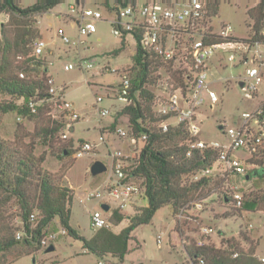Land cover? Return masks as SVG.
Wrapping results in <instances>:
<instances>
[{
  "label": "rangeland",
  "instance_id": "1",
  "mask_svg": "<svg viewBox=\"0 0 264 264\" xmlns=\"http://www.w3.org/2000/svg\"><path fill=\"white\" fill-rule=\"evenodd\" d=\"M16 1L21 6H29L36 0ZM261 5L264 6V0H219L215 16L203 27L206 26L212 33L220 35L225 25H231L230 36L250 41L255 35V30L254 18L249 13L251 10L257 12ZM68 13L69 5L66 2L61 3L49 12L37 15L35 25L40 29L38 37L45 39L48 44L41 57L48 66L47 76L54 79L57 92L73 102L80 114L79 120L68 132L71 139L62 138L63 129L52 138L43 134V128L50 118L60 124L69 120L64 114L60 116L58 111L55 112L57 118L54 117L50 106L33 118L23 117L15 111L7 113L0 111V139L10 142L19 152V158L35 163L42 174L52 176L55 183L57 182L56 185L71 189L70 193L73 195L71 225L83 236L91 238L97 231L91 226V213L101 208L102 203L98 197L90 198L89 193L97 188L102 189V185L109 182L108 179L113 175L110 157L113 152L121 150L130 156L129 159L135 154L133 139L116 134L117 127L129 130V115L121 113L126 102L117 98V92L118 85L122 82L121 75L127 72L135 76L138 68L133 60L134 41L129 38L125 44L121 43V37L112 31L110 16L107 13L103 20L97 22L98 29L90 36L79 35L78 27ZM10 16L7 11L0 13V22L9 21ZM61 33L72 40L82 39V43L67 44ZM120 47L121 51L115 56V50ZM259 50L264 60V44L260 45ZM231 54L235 55L234 60L230 59ZM256 54L255 49L235 50L223 45L215 50L208 64V73L211 87L217 92L219 101L212 105V102L205 98L198 116L201 120L198 122L201 129L199 138L227 142L225 128H241L244 121L243 113H254L264 105V79L257 94L251 98L245 97L241 85L247 69L255 65L253 59ZM245 56L248 60L243 62ZM82 59L93 60L94 66L89 69L78 66L71 70L64 68L65 64L77 65ZM180 62L181 60L174 61L173 70L180 69ZM262 70L264 73V65ZM157 71L160 72L151 73V82L147 87L154 90L156 95L167 96L165 92L167 80L179 77L181 73L173 72L171 75L160 68ZM28 74L31 77L41 75L37 74V70L29 71ZM100 96L103 98L102 101H98ZM5 101L20 103L21 99L0 93V103ZM101 107L108 109L109 113L101 115L99 112ZM169 121L176 122L177 118H171ZM250 125L256 130L257 125L253 120L250 121ZM81 140L94 144V148L89 154L75 158L69 143L72 141V145L74 143L77 146ZM64 146H67L70 152L63 153ZM233 156L246 162L247 172L258 167L252 164L253 160L264 166V149H260V153L253 158L250 150L246 148L234 150ZM96 160L104 161L108 169L93 176L90 169ZM218 168L208 177V182L198 185L193 197L178 209L167 205L157 211L151 223L135 229L133 239L130 241L131 250L123 261L110 254L98 257L88 252L80 240L72 238L66 232L54 243L56 246L54 251L46 252L47 247L40 246L32 255L18 258L21 250L12 247L1 252L3 254H0V264H94L98 261L104 264H193L192 261L195 260L190 250L197 247L226 249L228 239L232 241L235 239L245 251H250L251 247L255 246V254L264 256L262 204L255 210H244L243 206H236L232 196L235 191H239L243 195V204L246 200L259 199L264 193V177L249 176L248 179V176L229 177L224 173L223 165ZM198 173L199 170L183 174L182 185L190 186L199 181L201 178L198 177ZM32 192L35 193V190ZM9 195V192L0 190V235L7 234L11 227L15 232L22 228V204L18 197L9 198ZM134 200L132 207L124 211L126 218L122 223L114 225L110 220L109 227L113 231H121L130 223V216H134L148 205L147 196H139ZM199 203L202 204L201 207L197 205ZM105 215L110 217L107 212ZM56 221L55 224L46 227V232H57L59 228H64L60 226L57 229L56 225L60 223ZM32 223L37 225L38 220ZM204 227L213 229L210 235L203 233ZM219 230L222 231L220 235L217 233ZM160 236L161 244L158 242ZM199 241H206V244L200 246ZM29 249L31 248L27 247V250Z\"/></svg>",
  "mask_w": 264,
  "mask_h": 264
},
{
  "label": "trees",
  "instance_id": "2",
  "mask_svg": "<svg viewBox=\"0 0 264 264\" xmlns=\"http://www.w3.org/2000/svg\"><path fill=\"white\" fill-rule=\"evenodd\" d=\"M70 1L36 0L29 6H21L16 0H0V13L7 11L11 15L9 21L0 22V93L21 99L20 103L18 101L1 102V112L15 111L23 117L33 118L49 106L51 110V99L55 95L50 93L49 79L51 77L47 76L48 66L43 59L32 55L34 42L40 35V29L35 25V17L49 12L61 3ZM116 1L125 5L122 0ZM109 2H107L109 10H116L115 7L110 6ZM218 4L219 0H209L207 14L209 18L215 16ZM249 15L254 18L253 28L255 30V35L251 40L264 43V6L261 5V9L257 12L251 10ZM207 22L208 20L204 19L199 26L206 42L225 43L230 40H239L235 37L226 40L212 33L209 28L203 27ZM129 38L135 44L133 60L138 71L135 76L127 72L122 74L130 78L128 96L131 101L126 103L121 113L129 115V134L130 137L136 139L133 163L129 168L130 173L134 178L142 181L148 205L141 208L134 216L129 215L130 223L119 232L109 227L110 220L114 225H118L124 221L126 216L124 212L110 208L108 211L111 217L108 218L109 225L97 229L91 238H87L71 225L73 203L71 189L56 185L57 182L55 183L52 176L42 174L35 163L19 158V152L12 144L0 139V190L9 192V198L18 197L23 208L21 230L15 232L11 227L7 234L1 233L0 254L12 247H17L21 250L18 258L32 255L33 252L39 250L40 246H44L42 239L45 236L56 232H46V227L52 223L55 224L58 220L60 224L56 225L57 229L60 226L64 227L72 238L83 243V248L88 252L98 257L110 254L123 261L131 250L130 241L133 239L132 234L135 229L151 223L157 211L167 205L178 209L193 197L198 185L208 182V177H202L196 183L187 186L182 185L181 178L183 174L215 166L218 161L217 150L195 148L192 155L188 156L189 144L198 137L192 136L184 124L170 127L167 131L158 127L162 118L158 117L154 110L156 94L154 90L147 87V84L151 82V73L160 72L157 71L159 68L166 70L167 73L170 72L171 75L173 72H180L181 75L174 79L182 86L186 85L191 81L187 78L189 65L184 67L181 64L180 69L173 70L174 61H164L161 56L146 51L141 45L142 34L138 29L130 35L124 33L121 36V43L125 44ZM121 48L115 50V56H118ZM36 70L37 74L41 75L31 77L28 74L29 71ZM21 72H25V77H21ZM167 81L169 82L170 79ZM119 87H121L120 84ZM262 108L264 109V105ZM150 122H152L151 125ZM63 126L64 123L60 124L50 118L43 128V134L52 138L63 129ZM144 134H147V138H144ZM69 145L74 151V143L72 145L71 141ZM260 149L264 148L254 151L252 158L260 153ZM62 151L66 153L70 152V149L64 146ZM252 164L258 167L248 170L246 176L264 177V166L257 160H253ZM33 190L35 193L32 192ZM261 204L264 210V193L259 199L246 200L242 206L244 210H255ZM36 220H38L37 225H33L32 222ZM244 238L248 239V237ZM56 241H51V243L54 244ZM227 242L226 249L197 247L190 250L195 260L192 263L199 264L197 256H202L205 260L204 264H261L254 256L255 246H252L250 251H245L235 239L233 241L228 239ZM27 247L31 249L27 250ZM236 252H239L238 257H234Z\"/></svg>",
  "mask_w": 264,
  "mask_h": 264
},
{
  "label": "built area",
  "instance_id": "3",
  "mask_svg": "<svg viewBox=\"0 0 264 264\" xmlns=\"http://www.w3.org/2000/svg\"><path fill=\"white\" fill-rule=\"evenodd\" d=\"M116 10H109L107 2ZM125 5L115 2V0H71L69 5V17L77 25L80 36H90L98 29L97 22L104 19L105 13L110 16L112 31L116 36H122L124 33L130 35L133 31L139 30L142 34L141 45L149 53L157 54L164 61L181 60L183 66H188L189 75L187 78L191 81L182 86L176 79H170L165 85V95H156L154 101V110L161 121L158 127L167 131L170 127L180 124L189 130L192 136L198 137L191 142L188 147L187 155L191 156L195 148L199 149H215L218 152V161L215 166L207 167L199 171L200 178L209 177L220 165H223L224 173L229 177H246L247 169L244 160L233 156V151L240 148L249 149L251 154L258 148H264V109L261 107L254 113H243V124L241 128L229 127L225 128L228 141L204 140L199 138L201 132L198 124L200 119V108L205 98H208L212 105L219 101L217 92L211 87L209 81L208 64L215 53V50L223 45L229 46L231 49H246L251 51L255 49L257 54L254 56L255 65L247 69V73L242 78V87L245 97L251 98L257 94L259 85L263 82L264 73L262 66L264 60L259 47L262 43L259 40H230L225 43H208L204 39L199 26L204 19H211L208 14L209 0H122ZM206 27V26H205ZM204 27V28H205ZM231 25H225L220 34L223 39L231 38ZM62 39L67 44H80L82 39H71V37L61 33ZM47 42L43 38H37L33 45L32 55L35 57H43ZM234 54L230 55V59L234 60ZM248 58L245 56L244 61ZM79 68L89 69L94 66L93 60H81L76 64H65L66 70ZM182 67V68H184ZM191 74V75H190ZM21 77H25V72L20 73ZM192 76V77H191ZM121 87L118 88L117 98L121 101L129 103V89L131 85L130 78L124 74L121 76ZM50 93L54 94L52 101V115L58 111L64 114L69 120L64 122L61 136L64 140L71 139L69 131L74 127V123L80 118V114L76 111L73 102L67 100L65 96H61L54 86V79H49ZM62 90V89H61ZM102 97H98V101H102ZM101 115H106L109 110L101 107L99 109ZM171 118H177L176 122L169 121ZM257 125L256 130L252 129L250 121ZM116 134L120 137H130L129 130L117 127ZM132 138V137H131ZM147 138V134H144ZM104 139V136H103ZM134 143L135 138H132ZM94 148V144L83 141L76 146L74 144V157L80 158L89 154ZM111 168L113 175L103 188H97L89 193L90 198H100L101 203L114 204V208L119 212H124L139 196H146L145 187L142 181L134 178L130 173V167L133 163L130 156L121 150L113 152L111 155ZM233 201L237 207L243 204V195L239 191L233 193ZM106 197V198H103ZM96 209L91 213V226L99 229L109 225L108 217L105 216V210ZM199 207L201 203L197 204ZM34 216V215H33ZM213 231L210 227H204L203 233L210 235ZM220 231V230H219ZM219 231L217 233L220 235ZM65 228H61L57 232H53L42 239L45 247L50 246L51 241H55L61 234H65ZM158 242L161 244L162 239L159 237ZM200 246H204L206 241H199ZM239 252L234 253V257H238ZM261 264H264V256L254 255ZM199 264H204L205 260L202 256H197ZM94 264H104L98 261Z\"/></svg>",
  "mask_w": 264,
  "mask_h": 264
},
{
  "label": "water",
  "instance_id": "4",
  "mask_svg": "<svg viewBox=\"0 0 264 264\" xmlns=\"http://www.w3.org/2000/svg\"><path fill=\"white\" fill-rule=\"evenodd\" d=\"M242 85V83H241ZM222 128V126L220 127ZM108 167L107 165L105 164L104 161L102 160H96L93 162V164L91 165V169H90V172L93 176H97L99 174H102L104 173L105 171H107ZM249 178V176L247 177ZM102 207L104 208V210L107 212L110 210V206L108 204H103ZM219 233H222V231L220 230ZM56 249L55 245L54 244H51L50 246H48L46 248V252H51V251H54ZM34 262H35V259H34Z\"/></svg>",
  "mask_w": 264,
  "mask_h": 264
},
{
  "label": "bare ground",
  "instance_id": "5",
  "mask_svg": "<svg viewBox=\"0 0 264 264\" xmlns=\"http://www.w3.org/2000/svg\"><path fill=\"white\" fill-rule=\"evenodd\" d=\"M104 204H108L109 206H110V208L112 209V208H114V206H112V204H110V203H104ZM103 205V204H102ZM104 209V208H103ZM108 212V211H107Z\"/></svg>",
  "mask_w": 264,
  "mask_h": 264
},
{
  "label": "crops",
  "instance_id": "6",
  "mask_svg": "<svg viewBox=\"0 0 264 264\" xmlns=\"http://www.w3.org/2000/svg\"><path fill=\"white\" fill-rule=\"evenodd\" d=\"M41 33H42V30H41ZM43 34V33H42ZM107 214H109L108 212H107ZM106 216V215H105ZM107 217V216H106ZM56 247V246H55Z\"/></svg>",
  "mask_w": 264,
  "mask_h": 264
}]
</instances>
